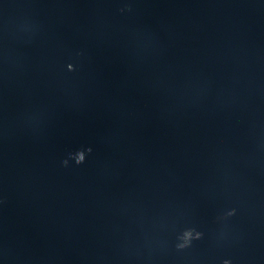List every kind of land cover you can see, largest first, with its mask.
I'll return each instance as SVG.
<instances>
[{
  "label": "water",
  "instance_id": "obj_1",
  "mask_svg": "<svg viewBox=\"0 0 264 264\" xmlns=\"http://www.w3.org/2000/svg\"><path fill=\"white\" fill-rule=\"evenodd\" d=\"M225 260L264 264V0H0V264Z\"/></svg>",
  "mask_w": 264,
  "mask_h": 264
},
{
  "label": "clouds",
  "instance_id": "obj_2",
  "mask_svg": "<svg viewBox=\"0 0 264 264\" xmlns=\"http://www.w3.org/2000/svg\"><path fill=\"white\" fill-rule=\"evenodd\" d=\"M125 9H121V11H124ZM69 70V69H68ZM72 70V68L70 69ZM91 152V148H87V149H81V150H77L75 153H70L69 154V158L72 159L74 161L75 164L79 165L82 164L85 160V154L86 153H90ZM62 165L67 166L68 165V159L63 160ZM235 213V209H231L229 211H227L226 216H232ZM202 236V233L200 232H192V231H188L184 233L183 236V243L178 244L177 247L178 248H184L187 247L191 244L192 240H199ZM223 264H229V261L225 260L223 261Z\"/></svg>",
  "mask_w": 264,
  "mask_h": 264
}]
</instances>
